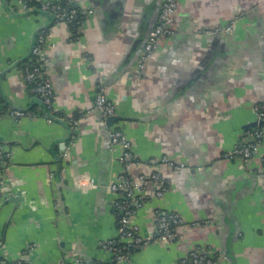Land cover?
I'll list each match as a JSON object with an SVG mask.
<instances>
[{"label": "crops", "instance_id": "1", "mask_svg": "<svg viewBox=\"0 0 264 264\" xmlns=\"http://www.w3.org/2000/svg\"><path fill=\"white\" fill-rule=\"evenodd\" d=\"M66 1L82 12L76 20L80 31L74 40L72 25L61 21L49 27L45 70L56 97L52 112L67 118L87 112L102 90L116 112L129 119L121 126L137 157L166 156L198 165L219 158L201 175L163 169L168 182L164 201L146 203L132 222L143 237L155 236L153 208L162 205L189 225L180 228L177 242L135 249L123 264H178L190 247L221 250L226 238L230 260L219 264H264V192L235 160L221 158L253 121L254 105L264 104V0H179L173 38L161 43L140 73L139 57L159 0ZM251 5L254 13L245 12ZM20 11L17 0H0V97L12 111H26L32 102L23 63H18L27 55L37 18ZM234 17L243 19L232 36H216L222 42L203 33L229 25ZM99 130L91 119L80 123L78 149L63 166L57 157L66 141L65 127L46 117L0 120V146L10 158V190L24 191L21 199L0 203V240L9 251L18 253L32 241L35 264H57L82 242L87 256L109 262V253L97 243L117 235L111 194L105 189L80 193L70 185L72 173H86L102 186L121 172L119 161L103 154ZM252 166L258 168L259 161ZM58 167L64 169L65 183L57 184ZM146 195H153L152 187ZM209 219L218 220V226L202 228L204 234L190 225ZM220 224L227 230H219Z\"/></svg>", "mask_w": 264, "mask_h": 264}, {"label": "built area", "instance_id": "2", "mask_svg": "<svg viewBox=\"0 0 264 264\" xmlns=\"http://www.w3.org/2000/svg\"><path fill=\"white\" fill-rule=\"evenodd\" d=\"M22 11L37 10L46 13L54 22H75L72 38H79L80 18L82 12L72 9L69 5H61L59 2H49L45 0H17ZM33 4V5H30ZM179 0H162L155 24L151 29L138 61V68L142 70L145 63L149 61L165 40L171 39L174 32L171 28L177 14ZM238 17L234 18L229 25L218 28L217 32L229 33ZM48 34L41 31L37 34L35 42L31 48V54L27 63L23 66V79L27 85V93L39 100L49 112L56 99L50 78L46 74V60L41 58L45 54V43ZM96 110L100 114V119L112 117L116 114V106L106 98L100 90L93 100L92 111ZM254 114L257 121L264 118V104H257L254 107ZM11 117L13 120L21 118H40L42 114L25 113L12 111L0 105V118ZM264 133L260 128L247 131L238 144L228 153L224 154L227 160L250 161L253 154L262 143ZM110 147L112 150L119 147L122 151L119 157L121 172L115 177V181L109 185L110 192L115 196L111 208L116 220L117 235L115 238L99 242L100 250L109 253L110 260L105 262L101 259L95 264H123L130 261L128 246L133 249H142L155 242L161 244H173L180 239V228L186 226L184 219L176 211L166 209L165 206L157 205L153 208V222L155 225V236L143 237L137 224L133 223V217L151 200L164 201L168 191V182L164 177L163 169L179 172L184 169L183 164H177L168 157L143 159L134 153L131 142L128 141L122 130L115 128L109 132ZM9 154L0 146V188L2 185V175L8 166ZM264 170V155L261 158ZM132 170L135 173H132ZM264 177V173L261 175ZM153 188V195H146L147 187ZM1 247V243H0ZM1 259V253H0ZM178 264H217V255L210 256L209 251L200 246H193L178 261ZM11 264H26L23 261H16Z\"/></svg>", "mask_w": 264, "mask_h": 264}, {"label": "water", "instance_id": "3", "mask_svg": "<svg viewBox=\"0 0 264 264\" xmlns=\"http://www.w3.org/2000/svg\"><path fill=\"white\" fill-rule=\"evenodd\" d=\"M161 1L162 0H159V5H160ZM70 5H71V7L76 8L74 3L70 2ZM2 6L6 10L9 11L7 6H5L4 4H2ZM249 7H250L249 10H244V11L245 12L249 11V13H254L255 6L251 5ZM159 9H160V7L158 6V9L156 10V14H155V17H154V20H153L154 21L153 24L156 21L157 15L159 13ZM9 12L11 14H14V16L16 14L13 11H9ZM20 14L24 15L25 17H35V18H37V20L35 22L36 23L35 31L33 32V35H32L33 37L31 39V43L29 44L27 55L22 59V61H19V63H18L19 65H22V63L27 61V59L29 58V56L31 54V48H32L33 43L35 42V38H36L37 34L39 32H41V31H46L47 34H48L49 30L51 29L49 27H51V24L54 21L51 18V16H49L48 14L41 13V12H39L37 10H32V11H28V12H26V11L24 12V11L21 10ZM17 15L18 14H16V16ZM241 19H243V17H238V19L236 20L235 24L233 25V27H232V29H231V31L229 33H223V32L219 33V32H217L218 28H224V26L220 27L218 25H217V27H215V28H213L211 30H207V31H205L203 33L206 34L207 36H212V37H216V36H219V35L222 36V37L223 36H226V37L232 36L234 34V29L238 26V21L241 20ZM40 20H42L43 23H41ZM151 29H152V27L150 28V30H149V32L147 34V37H148ZM71 33H72V35H71V37H72L73 36V31ZM147 37H146V39H147ZM48 39H49V36H48ZM213 40L221 41L219 39V37H216ZM213 40H211V42ZM145 42H146V40H145ZM145 42H144V44H145ZM44 54L45 55L42 56L41 59L43 61L46 60V63H47L46 52ZM46 63H45V66L43 67L44 69L46 67ZM141 71L142 70H139V73ZM31 101L32 102H30V109H28L26 111H19V112L30 113L32 111V108L35 106L36 108H38L40 110V114L44 115L46 117V119L49 122H51V124H59V125L65 127L66 130H67L66 141L63 143V148L59 152L60 156L57 157V159L62 161L63 166H66V164L68 166L70 164V154H71V152L73 150L78 149L79 137L81 136V134H79L80 123L88 121L89 119H91L92 121H94L95 123H97L100 126L99 133H100V137H101V148H102L103 154L108 155L110 157L111 161L112 160H115V161L118 160L119 161V157L121 156L122 151H121V149L119 147L115 148V150L111 149L110 140H109V132H110V130L115 129V128H118V129L123 131L124 128H123V126H121V124H122V122L129 121V119L122 118L116 112V114L114 116L109 117V118L105 119L104 121H102L100 119L99 112H97L96 110L92 111V108L87 110V112H83L82 114H74L73 116L67 118L66 116L62 117V116H59L56 113L49 112L46 109V107L39 100H36L34 97L31 98ZM5 105H6V107L9 108V105L7 104L6 101H5ZM3 118H5V117L0 118V120L3 119ZM257 128H260L263 131V133H264V118L262 120H260V121H257L256 117H255V114L253 112V121L250 122L249 124H247L243 128L244 132H243V134L241 136H243L247 131H253V130L257 129ZM123 133L125 134V136L127 138L126 131L123 132ZM241 139H242V137H241ZM128 141L131 142L129 139H128ZM238 142L236 144H234V145L236 146L238 144ZM263 143H264V138H263L262 143L259 145L257 151L253 154V158L250 161L244 162L242 160H235L234 162H236V164L238 165L240 170H247V172L253 177L255 185L264 192V177L261 176L264 173L263 166H262V163H261V158L264 155V153L260 152V150H261V148L263 146ZM131 144H132V142H131ZM132 146H133V144H132ZM133 150H134V146H133ZM115 152L118 153V157H116V156L114 157V153ZM134 153H135V150H134ZM221 158L223 160H226L225 157H224V154L222 155ZM217 159H219V158H215V159L210 160V161H206L205 160V161H203V163H201L199 165L198 164H192V163L186 164V163L179 162V161H176V160L175 161L171 160V159L170 160L173 161L174 163H177V164H183L184 165V169H183L184 171L188 170L191 174L197 173L198 175H201V174H204V172H205V168L204 167L208 166L210 163L216 161ZM255 160L259 161V163H260V166L258 168H256L255 166H252V164L255 162ZM226 161L229 162V160H226ZM58 168H59V171L57 170V174H56L57 181H58L57 184H60V183L62 184L63 182L65 183L66 178H65L64 169L63 168L61 169V167H58ZM183 170H181V171H183ZM8 171H9V164H8L7 168L4 170L3 175H2V185H1V188H0V203L2 201H6V200L7 201H16V199H21L22 197H24V191H20V192L15 193V192L10 190L9 181L7 179ZM175 174H179V173H175ZM71 176H72V181H71L70 185H71L72 189L74 188V190L79 191L80 193H86L88 190H93V189H105L112 196V199H111V202H110V204H112L113 198L115 196L110 192L109 185L115 181V177L116 176L114 177V180L111 183H107V184H104L102 186H98V184H95L90 179L88 174H86V173H83V174H74V173H72ZM29 211L31 212V214L32 213L35 214V208L33 207V205L29 206ZM32 217L31 218L29 217L30 220L35 221L34 218H32ZM184 221H185L186 225H189L186 222V220H184ZM214 221L215 220H213V219L212 220L211 219H209V220H193L190 225H192L196 229L201 230L200 233L204 234V230L202 228L209 227V229H207V230L211 231L214 226H216V225L218 226L217 222H219V221L218 220H217V222H214ZM222 229L223 230H227V228L225 226L220 224L219 230H222ZM234 234L235 233H233V235ZM226 239L225 240L222 239V241H221V245H222L221 246L222 247L221 250L220 249H216V248H214L212 246H209V245L196 244L194 246H200L203 249H206L207 251H209L210 256L217 255V258H218L217 264H219L220 262H228L230 260V251L228 249L229 245L227 243H225V241H227ZM0 243H1V247H0V253H1L0 264H11V263L16 262V261H23L26 264H35L33 262V260H32V257H31V252H33L34 247H35V243H32V241L28 242L24 246V249L22 251H20L18 253H15V254L7 249L6 245L4 244V242L2 240H0ZM97 245H98V243H97ZM75 246H78L77 252L76 253L75 252L74 253L67 252L66 254H64V257L57 264H95L96 258L92 259L91 257L87 256L86 251H85V244H83L82 242H77V244H74V247ZM191 248H193V246L190 247V249ZM134 250L135 249H133L130 245L128 246V251L130 253H132ZM136 250H139V248H137Z\"/></svg>", "mask_w": 264, "mask_h": 264}, {"label": "trees", "instance_id": "4", "mask_svg": "<svg viewBox=\"0 0 264 264\" xmlns=\"http://www.w3.org/2000/svg\"><path fill=\"white\" fill-rule=\"evenodd\" d=\"M59 3H60L61 5H63V6H64V5H68V3H67L66 0H61ZM30 5H33V4H30ZM70 25H72V26L75 25V22L73 21L72 24H70ZM74 29H75V26L71 27V30H74ZM25 63H27V61L23 63V66L25 65ZM23 66H22V69H23ZM0 105L3 106V107H6V105H5V103H4L3 99H2V97H0ZM34 109H36L35 106L32 108V110H34ZM34 112H35V111H34ZM35 113H36V112H35Z\"/></svg>", "mask_w": 264, "mask_h": 264}, {"label": "flooded vegetation", "instance_id": "5", "mask_svg": "<svg viewBox=\"0 0 264 264\" xmlns=\"http://www.w3.org/2000/svg\"><path fill=\"white\" fill-rule=\"evenodd\" d=\"M158 6L160 7V6H161V3H160V5H158ZM178 7H179V6H178ZM177 11H178V10H177ZM175 16H176V15H175ZM174 19H175V18H174ZM153 25H154V24H153ZM153 25H152V28H153ZM172 38H173V36L171 37V39H172ZM171 39H169V40H171ZM153 56H154V55H153ZM153 56H152V57H153ZM149 61H150V60H149ZM149 61H147L146 63H149ZM146 63H145V64H146ZM258 104H260V103H258ZM256 105H257V104H256ZM256 105H255V106H256Z\"/></svg>", "mask_w": 264, "mask_h": 264}]
</instances>
